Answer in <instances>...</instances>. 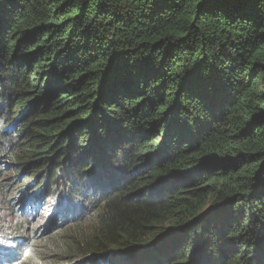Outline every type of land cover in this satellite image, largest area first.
I'll use <instances>...</instances> for the list:
<instances>
[{
	"label": "trees",
	"instance_id": "obj_1",
	"mask_svg": "<svg viewBox=\"0 0 264 264\" xmlns=\"http://www.w3.org/2000/svg\"><path fill=\"white\" fill-rule=\"evenodd\" d=\"M0 264H264V0H0Z\"/></svg>",
	"mask_w": 264,
	"mask_h": 264
},
{
	"label": "rangeland",
	"instance_id": "obj_2",
	"mask_svg": "<svg viewBox=\"0 0 264 264\" xmlns=\"http://www.w3.org/2000/svg\"><path fill=\"white\" fill-rule=\"evenodd\" d=\"M10 173H12V171ZM26 175L30 176V173L24 174L23 178L20 181L21 183L27 178ZM38 185H39V182H38V184L36 186H38ZM68 194H69V192L66 193V192H63L61 189L54 188L52 193L47 195L46 204H44L42 206V210L39 213V216H38L37 219H46V217H48L50 215V213H52L53 211L58 210L61 206L65 207V203L64 202L61 205V200L65 199V197H67ZM78 201H79V198L76 199V202H78ZM67 204L71 205V201L67 202ZM20 216H22V215H20Z\"/></svg>",
	"mask_w": 264,
	"mask_h": 264
},
{
	"label": "bare ground",
	"instance_id": "obj_3",
	"mask_svg": "<svg viewBox=\"0 0 264 264\" xmlns=\"http://www.w3.org/2000/svg\"><path fill=\"white\" fill-rule=\"evenodd\" d=\"M21 224V223H20ZM8 235V234H7ZM20 250V249H19Z\"/></svg>",
	"mask_w": 264,
	"mask_h": 264
}]
</instances>
